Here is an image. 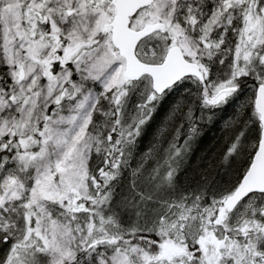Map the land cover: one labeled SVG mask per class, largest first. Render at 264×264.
Instances as JSON below:
<instances>
[{"label": "snow or ice", "instance_id": "6c2138e0", "mask_svg": "<svg viewBox=\"0 0 264 264\" xmlns=\"http://www.w3.org/2000/svg\"><path fill=\"white\" fill-rule=\"evenodd\" d=\"M0 264H264V0H0Z\"/></svg>", "mask_w": 264, "mask_h": 264}, {"label": "trees", "instance_id": "16d2710c", "mask_svg": "<svg viewBox=\"0 0 264 264\" xmlns=\"http://www.w3.org/2000/svg\"><path fill=\"white\" fill-rule=\"evenodd\" d=\"M220 135V125L219 123L215 125H206L202 132V139L199 141L198 149L195 155L191 157L192 163H197L196 157L200 156L202 152L210 150L214 143L217 141Z\"/></svg>", "mask_w": 264, "mask_h": 264}]
</instances>
